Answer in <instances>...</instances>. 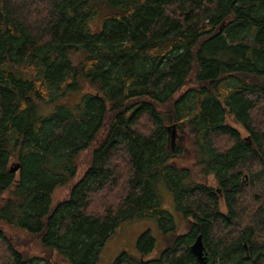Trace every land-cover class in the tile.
I'll use <instances>...</instances> for the list:
<instances>
[{"label":"trees","instance_id":"trees-1","mask_svg":"<svg viewBox=\"0 0 264 264\" xmlns=\"http://www.w3.org/2000/svg\"><path fill=\"white\" fill-rule=\"evenodd\" d=\"M139 218L169 243L145 259L148 228L113 264H199V235L207 264H264V0H0V241L98 264Z\"/></svg>","mask_w":264,"mask_h":264},{"label":"rangeland","instance_id":"rangeland-1","mask_svg":"<svg viewBox=\"0 0 264 264\" xmlns=\"http://www.w3.org/2000/svg\"><path fill=\"white\" fill-rule=\"evenodd\" d=\"M228 123L239 129L243 135H246L244 129L235 121V118L232 115H228L227 119ZM151 121L149 119H143L140 123L141 128L148 129L151 126ZM173 135V136H172ZM182 135V136H181ZM172 145L175 144L180 146L185 143L187 146L188 143H191L190 140H187L189 137V133H174L172 134ZM101 137V136H99ZM187 138V139H185ZM225 141V140H222ZM188 142V143H186ZM192 146V143H191ZM93 149V148H91ZM91 149L85 150L80 154L79 157V173L76 179H79L84 171L86 170L90 155ZM191 147H187L186 150H190ZM187 157H191V152L186 151ZM181 164H192V159L190 158H182L177 161ZM15 165V164H13ZM210 184H214L213 178L207 177L205 180ZM215 185V184H214ZM69 187H60L57 188L53 194V201L54 203L60 201L69 195ZM170 194V193H169ZM167 193H165V201L167 202V206L170 204V200L172 199ZM96 206V202L93 203L92 208ZM169 208L170 211L173 212V206L171 205ZM223 211L226 210L224 204L222 203ZM177 218V225L181 226L179 229V233H184L187 230V223L183 222L182 217ZM151 229L154 237L156 238V246L157 248L151 252L150 254L146 255L145 259L155 258L160 255L161 251L167 246L168 238L165 237V234L162 232V229L158 226L157 222L153 218H139L133 219L126 222H123L117 229V231L106 241L104 250L100 257V261L98 264H113L115 259L122 253L127 252L131 256H142L139 252L137 247V240L140 234L145 231L146 229ZM8 236L13 244L14 248L20 251L25 258H40L38 260H34L32 262L26 264H70L66 260H64L61 256H59L54 251H47L43 248L40 239L36 236L27 234L23 231L18 229H13L6 227L5 228ZM0 264H15V255L8 248V245L3 241H0Z\"/></svg>","mask_w":264,"mask_h":264},{"label":"water","instance_id":"water-1","mask_svg":"<svg viewBox=\"0 0 264 264\" xmlns=\"http://www.w3.org/2000/svg\"><path fill=\"white\" fill-rule=\"evenodd\" d=\"M14 171L17 170V167H13ZM192 253L196 256L199 264H207L209 262V255L206 252V248L202 241V236L199 235L196 241L191 246Z\"/></svg>","mask_w":264,"mask_h":264}]
</instances>
